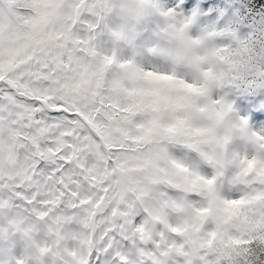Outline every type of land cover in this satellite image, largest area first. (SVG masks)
<instances>
[{
  "label": "snow or ice",
  "instance_id": "1",
  "mask_svg": "<svg viewBox=\"0 0 264 264\" xmlns=\"http://www.w3.org/2000/svg\"><path fill=\"white\" fill-rule=\"evenodd\" d=\"M172 2L168 25L186 35L199 9ZM107 3L0 0V215L33 237L36 264H264V133L241 120L218 135L232 108L213 95L264 88V0H207L218 18L190 35L198 69L179 75L101 53ZM234 131L246 147L221 159L212 146Z\"/></svg>",
  "mask_w": 264,
  "mask_h": 264
},
{
  "label": "rangeland",
  "instance_id": "2",
  "mask_svg": "<svg viewBox=\"0 0 264 264\" xmlns=\"http://www.w3.org/2000/svg\"><path fill=\"white\" fill-rule=\"evenodd\" d=\"M178 2L179 0H177ZM154 3L156 6L154 14L141 25V35L133 45L116 44L104 28V23L100 21L95 33V43L98 50H105L108 55L115 53L120 62H133L145 69L160 67L163 62L153 54L152 49L159 41L161 30L168 23L164 13L176 5L173 4L172 0H154ZM187 3L188 0H184V4ZM205 3H207V0H195L191 7L185 8L183 4L180 5V10L185 16H190L194 10L199 9L197 20L190 29V35L193 37L198 36L203 28L213 24L218 18V12L214 11L212 6L205 8ZM226 3L224 0H217V7H224ZM89 19L93 23L96 22L94 17H89ZM118 22L114 15L107 20V23L112 27H115ZM165 68L167 70V66ZM236 92L241 94V99L236 98L238 96L235 94ZM243 94L240 90L231 88L218 89L213 93L214 97H223L225 103L231 105L230 119L232 123L239 124L241 120H246L248 131L264 133V124L258 125L254 118V113H264V88L257 95L244 97ZM230 147L234 151H243L246 147V142L242 135L235 136ZM169 151L174 158L197 167L204 175L211 176L214 172L211 166L204 162L198 153L184 146H172ZM70 227L72 229L79 228L76 224H72ZM5 228H8V218L0 215V264H17L20 259H29L30 264H36L33 257V249L30 248L29 242L23 234L14 232L10 228L5 234L3 232ZM40 238L47 239L43 232L40 234ZM71 243L70 241V246ZM44 264H57V262L52 257H45Z\"/></svg>",
  "mask_w": 264,
  "mask_h": 264
},
{
  "label": "clouds",
  "instance_id": "3",
  "mask_svg": "<svg viewBox=\"0 0 264 264\" xmlns=\"http://www.w3.org/2000/svg\"><path fill=\"white\" fill-rule=\"evenodd\" d=\"M155 9L154 0H108L107 9L102 22L104 23V28L108 31L116 44L123 43L126 45H133L141 35V25L154 14ZM113 15L119 21L115 27L107 23L108 18ZM189 37L190 32L186 35H181L179 31L173 30L167 23L166 27H164L159 34L158 43L152 49L153 54L163 62L160 67H154V69H166L165 66H167V70L178 75L194 74L198 69L197 59L203 45H191L188 42ZM117 62L118 64L130 63L133 67L142 68L133 62H120L118 58ZM199 118L200 114L198 112L192 113L193 120H198ZM228 121H231L230 113L225 117L224 121L217 125L216 130L218 135L223 134L225 123ZM237 135H240V133L234 131L232 133V139L227 145L212 146L213 150L218 149L217 155L221 159L231 150L230 145L233 138ZM189 150L195 152L193 149ZM7 231L8 228L3 229L5 234H7ZM14 232L23 234L22 231L14 230ZM26 239L30 243L33 237L29 235Z\"/></svg>",
  "mask_w": 264,
  "mask_h": 264
},
{
  "label": "trees",
  "instance_id": "4",
  "mask_svg": "<svg viewBox=\"0 0 264 264\" xmlns=\"http://www.w3.org/2000/svg\"><path fill=\"white\" fill-rule=\"evenodd\" d=\"M224 1H226L227 2V0H224ZM81 35H85V33H82ZM100 52L101 53H104V54H107L106 53V51L104 50H102V49H100ZM263 89V88H262ZM262 89H258L255 93H244L247 97H249V96H251V95H257V94H259L260 92H261V90Z\"/></svg>",
  "mask_w": 264,
  "mask_h": 264
},
{
  "label": "bare ground",
  "instance_id": "5",
  "mask_svg": "<svg viewBox=\"0 0 264 264\" xmlns=\"http://www.w3.org/2000/svg\"><path fill=\"white\" fill-rule=\"evenodd\" d=\"M235 94H237L238 96L240 95L238 92H236ZM241 97V96H240Z\"/></svg>",
  "mask_w": 264,
  "mask_h": 264
}]
</instances>
